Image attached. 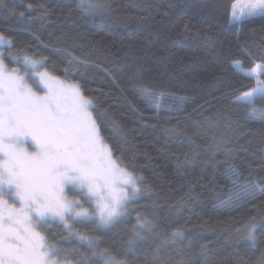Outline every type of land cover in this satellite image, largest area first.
<instances>
[{
  "label": "trees",
  "instance_id": "1",
  "mask_svg": "<svg viewBox=\"0 0 264 264\" xmlns=\"http://www.w3.org/2000/svg\"><path fill=\"white\" fill-rule=\"evenodd\" d=\"M233 1L98 0L90 14L79 0H0L12 52L78 83L104 141L143 177L120 222L74 225L126 264H264V122L249 117L264 95L236 101L264 80L246 72L264 65V15L230 21ZM138 216L151 232L130 246ZM44 228L72 264H102L58 221Z\"/></svg>",
  "mask_w": 264,
  "mask_h": 264
},
{
  "label": "snow or ice",
  "instance_id": "2",
  "mask_svg": "<svg viewBox=\"0 0 264 264\" xmlns=\"http://www.w3.org/2000/svg\"><path fill=\"white\" fill-rule=\"evenodd\" d=\"M79 7L94 14L100 5L98 0H79ZM231 9L237 21L264 15V0H234ZM5 45L11 47L12 42L0 33V47ZM14 59L24 65L23 73L9 69L0 53V264H72V253L45 235L44 225L50 220L86 242L102 264H126L109 249H101L96 237L75 232L74 225L91 222L108 229L120 222L140 192L143 177L129 171L104 141L93 115L96 104L78 83L50 73L46 58ZM256 70L264 75V65L248 75ZM29 79L36 80L41 90H34ZM139 92L151 100L147 89ZM258 93L264 95V80L257 79L256 86L236 101L248 103ZM249 117L264 122V112L254 109ZM6 194L11 201L4 198ZM254 227L249 225L246 234L253 242ZM151 228L150 221L138 216L129 245L143 240L141 232ZM177 238L182 239L183 233L173 232V242ZM167 243L158 245L155 253ZM81 259L86 264V258Z\"/></svg>",
  "mask_w": 264,
  "mask_h": 264
},
{
  "label": "rangeland",
  "instance_id": "3",
  "mask_svg": "<svg viewBox=\"0 0 264 264\" xmlns=\"http://www.w3.org/2000/svg\"><path fill=\"white\" fill-rule=\"evenodd\" d=\"M234 2V1H233ZM232 2V3H233ZM231 11H232V9L230 8V15H229V19H230V21H237V20H233L232 19V16H231ZM257 16V15H256ZM253 17V16H252ZM248 18V17H247ZM12 47V46H11ZM11 47H9V46H7V45H5V46H3V47H0V53H2L3 54V57H4V60H5V63L7 64L8 62L10 63V64H13V66H8V64H7V66H8V68L9 69H13V68H19L20 70H21V73H23V71L25 70L24 69V65L22 64V63H17L16 62V60L14 59V57H22L23 55H19V54H16V53H14V52H12V49H11ZM35 59V58H34ZM39 60V59H38ZM257 66V65H256ZM256 66L253 68V69H251V70H246V72H248V73H250V72H252L254 69H256ZM42 71L44 70V69H41ZM258 72H259V70H256V73H255V75H253V76H255V77H257V74H258ZM38 79V78H37ZM257 79H259V78H257ZM257 79H256V81H257ZM28 83L32 86V88L34 89V90H36V91H40L41 90V86L39 85V83L36 81V80H33V79H29L28 80ZM258 95H260L259 93L258 94H256L254 97H256V96H258ZM240 96H242V95H240ZM253 97V98H254ZM252 98V99H253ZM31 150V149H30ZM139 186V185H138ZM69 195L71 196V193H69ZM5 199H7V200H9V201H11V197L10 196H8L7 194L5 195V197H4ZM85 206L86 207H88L89 205L88 204H85Z\"/></svg>",
  "mask_w": 264,
  "mask_h": 264
}]
</instances>
